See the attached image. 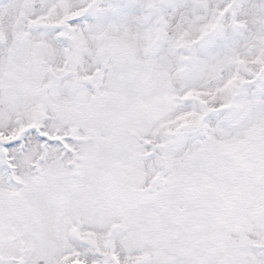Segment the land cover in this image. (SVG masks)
<instances>
[{
	"label": "snow or ice",
	"instance_id": "obj_1",
	"mask_svg": "<svg viewBox=\"0 0 264 264\" xmlns=\"http://www.w3.org/2000/svg\"><path fill=\"white\" fill-rule=\"evenodd\" d=\"M0 264H264V0H0Z\"/></svg>",
	"mask_w": 264,
	"mask_h": 264
}]
</instances>
